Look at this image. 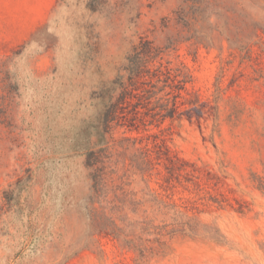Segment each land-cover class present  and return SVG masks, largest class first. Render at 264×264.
I'll use <instances>...</instances> for the list:
<instances>
[{
    "label": "rangeland",
    "instance_id": "obj_1",
    "mask_svg": "<svg viewBox=\"0 0 264 264\" xmlns=\"http://www.w3.org/2000/svg\"><path fill=\"white\" fill-rule=\"evenodd\" d=\"M0 264H264V0H0Z\"/></svg>",
    "mask_w": 264,
    "mask_h": 264
},
{
    "label": "trees",
    "instance_id": "obj_2",
    "mask_svg": "<svg viewBox=\"0 0 264 264\" xmlns=\"http://www.w3.org/2000/svg\"><path fill=\"white\" fill-rule=\"evenodd\" d=\"M134 50L138 51V53L140 55L146 54L148 52L147 45L143 41H140L139 44L134 47ZM128 60L130 61L129 58H128ZM127 69L128 68H125V70H127ZM137 69H139V68H136V70ZM125 72L127 73V71H125ZM115 82H116V80L113 81L112 85H115ZM130 82H131V80H128L129 85L131 84ZM121 87H122V90L124 91V93L122 94V96H123L125 94V91L127 90V83L122 82ZM116 101L117 100L110 103V105L106 108V110L103 114V122L105 124H109L111 122V120L113 119V110L115 108Z\"/></svg>",
    "mask_w": 264,
    "mask_h": 264
}]
</instances>
